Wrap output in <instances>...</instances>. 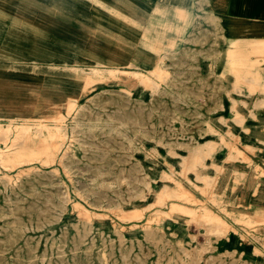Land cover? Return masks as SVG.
<instances>
[{"label":"rangeland","instance_id":"obj_1","mask_svg":"<svg viewBox=\"0 0 264 264\" xmlns=\"http://www.w3.org/2000/svg\"><path fill=\"white\" fill-rule=\"evenodd\" d=\"M97 3L124 36L120 69L85 62L79 87L49 66L0 88V264H264L249 154L264 151L249 105L264 107V77L229 43L220 1L184 0L185 19L175 0Z\"/></svg>","mask_w":264,"mask_h":264},{"label":"crops","instance_id":"obj_2","mask_svg":"<svg viewBox=\"0 0 264 264\" xmlns=\"http://www.w3.org/2000/svg\"><path fill=\"white\" fill-rule=\"evenodd\" d=\"M219 1L218 16L225 23L224 30H227L229 43L240 49V60L249 62L251 72L258 71V77H264V2L251 0L247 6L243 3L227 5L226 0ZM175 3V12L185 19L187 9L184 0H175ZM104 6L107 8L106 4L99 6L97 0H7L0 8V88L32 87L34 77H44L41 70L49 66L64 70L69 68L66 80L79 87L82 73L92 68L120 69L115 64L117 60H125L127 56L122 47L125 44L124 36L121 33L117 37L123 41H114L112 16ZM226 20H231L234 26L229 27ZM229 30L234 33H229ZM142 37L152 54L154 50L161 57V37L156 36L155 41L150 39L149 42L147 32ZM118 46L121 55L115 53L118 51L114 47ZM227 61L230 62V58L226 50L223 62ZM85 62L95 63H91L89 70H86L83 68L88 65ZM97 62L113 66L103 68ZM134 62L136 64L137 61L133 58L129 64ZM230 65L232 70L231 62ZM35 68L40 72H35ZM230 76L233 77L234 72L228 78ZM73 98L68 96L65 102L68 103ZM263 98L264 96L259 97L260 100ZM253 102L254 100L250 102V107L264 116V107L254 108ZM28 118L9 117L7 120ZM246 139L260 142L256 136ZM249 154L254 165L257 163L264 168V151ZM254 165L249 168L252 169ZM251 193L252 191L250 195ZM250 206L258 209L260 205L251 201Z\"/></svg>","mask_w":264,"mask_h":264}]
</instances>
